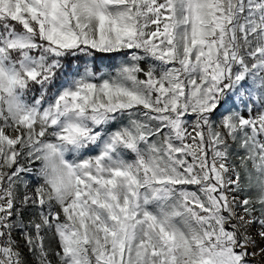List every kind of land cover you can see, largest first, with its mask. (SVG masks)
<instances>
[{
  "label": "snow or ice",
  "instance_id": "6c2138e0",
  "mask_svg": "<svg viewBox=\"0 0 264 264\" xmlns=\"http://www.w3.org/2000/svg\"><path fill=\"white\" fill-rule=\"evenodd\" d=\"M0 264H264V0H0Z\"/></svg>",
  "mask_w": 264,
  "mask_h": 264
},
{
  "label": "trees",
  "instance_id": "16d2710c",
  "mask_svg": "<svg viewBox=\"0 0 264 264\" xmlns=\"http://www.w3.org/2000/svg\"><path fill=\"white\" fill-rule=\"evenodd\" d=\"M97 63L100 65L101 69H103L105 66H107L110 63V60L107 57H105L102 63L100 61H97Z\"/></svg>",
  "mask_w": 264,
  "mask_h": 264
}]
</instances>
